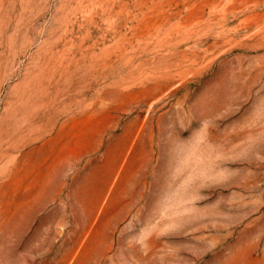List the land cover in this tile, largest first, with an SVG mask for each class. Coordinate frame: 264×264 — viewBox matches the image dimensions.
I'll return each instance as SVG.
<instances>
[{
  "label": "rangeland",
  "instance_id": "1",
  "mask_svg": "<svg viewBox=\"0 0 264 264\" xmlns=\"http://www.w3.org/2000/svg\"><path fill=\"white\" fill-rule=\"evenodd\" d=\"M70 249L264 264V0H0V264Z\"/></svg>",
  "mask_w": 264,
  "mask_h": 264
},
{
  "label": "crops",
  "instance_id": "2",
  "mask_svg": "<svg viewBox=\"0 0 264 264\" xmlns=\"http://www.w3.org/2000/svg\"><path fill=\"white\" fill-rule=\"evenodd\" d=\"M103 194H104V191H101V192H100V195H99L97 198H94V200H93V208H96V207L99 205L101 199L103 198ZM88 227H89L88 225H85V226H84V230L86 231ZM85 231H84V232H85ZM47 245H48V247H49L50 249L53 247V246H52L53 244H52L51 241H49V243H48ZM78 245H80V243H79ZM87 251H88V249H87V243H86V244L83 245V248H82L81 252H83V254H85ZM73 252H74V249H70V250H68V251L65 253V257L62 258V260H61V262H60L59 264H67V263H68V257L71 256ZM84 252H85V253H84ZM99 253H100V254H99L100 257H102V256L104 255V253H105V249H104V248H101L100 251H99ZM81 257H82V256H81ZM64 261H66V262L64 263ZM92 262H93V261H92ZM89 263H90V261H89L87 258H85L84 255H83V257H82V260L78 261V264H89ZM90 264H91V263H90ZM93 264H95V261L93 262Z\"/></svg>",
  "mask_w": 264,
  "mask_h": 264
}]
</instances>
